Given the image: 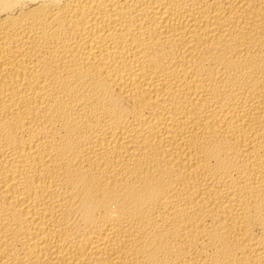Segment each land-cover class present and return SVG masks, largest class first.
<instances>
[{
    "label": "bare ground",
    "instance_id": "obj_1",
    "mask_svg": "<svg viewBox=\"0 0 264 264\" xmlns=\"http://www.w3.org/2000/svg\"><path fill=\"white\" fill-rule=\"evenodd\" d=\"M0 264H264V0H0Z\"/></svg>",
    "mask_w": 264,
    "mask_h": 264
}]
</instances>
